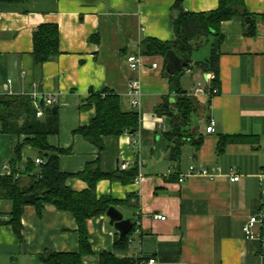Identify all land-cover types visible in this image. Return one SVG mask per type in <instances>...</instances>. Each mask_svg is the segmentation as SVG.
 I'll return each instance as SVG.
<instances>
[{
	"label": "crops",
	"instance_id": "0c3cea01",
	"mask_svg": "<svg viewBox=\"0 0 264 264\" xmlns=\"http://www.w3.org/2000/svg\"><path fill=\"white\" fill-rule=\"evenodd\" d=\"M177 4L188 13H208L218 9L219 0H0V74L12 79L14 95L58 97L51 108L57 109L59 132L47 141L67 151L60 155L63 172L76 174L96 161L108 171L124 163L129 168L144 164L138 182L104 179L96 186L98 198L113 199L125 219L140 222L129 251L118 257L143 256L154 264H264V244L247 239L243 231L264 208V0H245L248 16L221 24L219 93L196 97L200 108L191 124L202 135V145L198 151L185 145L180 161L171 162L165 139L171 119L158 112L176 97L165 75L167 61L142 55V67L133 71L127 56L141 53L146 38L175 40ZM43 24L58 26L60 54L37 69L33 34ZM154 62L159 68H152ZM187 75L185 71L181 84L188 93L206 80L202 70L190 73L189 82ZM131 79L141 84L137 108L128 95ZM105 90L120 95L124 110L139 113L140 128L107 139L110 151L100 153L75 131L96 116L95 105L88 102L91 92ZM0 94H7L5 86ZM211 119L216 133L209 134ZM221 135L240 136L242 141L228 144L219 154ZM26 138L21 136L20 142ZM15 144L9 134H0V176L10 166ZM36 159L40 150L25 144L20 173L32 162V173L39 174ZM190 166L208 169L213 176L194 175L179 182ZM236 175L239 180L232 181ZM67 186L76 192L89 188L76 177ZM11 210V202L0 199V264H42L45 252H79L78 226L70 212L51 204L38 212L34 203L26 204L19 239L5 223ZM87 229L92 254L82 264H100L101 253L113 252L118 232L107 215L88 220ZM254 230L264 237L260 226Z\"/></svg>",
	"mask_w": 264,
	"mask_h": 264
},
{
	"label": "trees",
	"instance_id": "16d2710c",
	"mask_svg": "<svg viewBox=\"0 0 264 264\" xmlns=\"http://www.w3.org/2000/svg\"><path fill=\"white\" fill-rule=\"evenodd\" d=\"M176 8L178 14L174 19L175 40L163 42L146 38L141 44L142 55L161 56L166 62V53L173 50L189 64L174 77L165 74L170 82L171 93L176 97L173 104L167 101L158 109L159 114L167 115L171 119V128L165 133L171 162L180 161L185 145L190 143L198 151L203 141L198 129L191 127L200 105L196 98L190 97L183 89L182 76L187 69L195 67L205 74L213 73L212 86L218 88L219 59L224 42V36L220 30L221 24L234 17L248 16L245 0H219L218 9L208 13H188L178 4ZM209 42L212 43L209 58L196 62L193 66V52L199 46ZM33 43L32 59L34 67L38 69L60 54L58 26L40 25L34 31ZM88 102L95 105L96 116L89 125L80 127L75 134L81 135L86 141L96 146L100 153L110 151L107 139L117 140L123 134L139 130V113L124 110L119 94L108 90L96 94L91 92ZM40 104L44 106L42 100ZM58 132L59 116L51 107L44 106V114L39 118L31 95L0 94V134H9L16 141L13 156L9 162L11 174L0 176V199L10 201L12 204L9 219L5 223L12 226L15 234L22 239V215L27 204L24 198L28 195H39L40 198L34 202L38 212L44 208L45 204H51L61 211L73 214L78 226L80 245L79 252L76 253L45 252L40 256L42 264H82L83 257L92 254L87 221L97 216L107 215L109 208L115 205V201L109 197H97V183L104 179L121 181L123 184L134 183L139 175V168L135 165L125 170L120 168L108 171L100 166L99 161H96L88 164L79 173H65L60 167V155L67 151L55 149L47 141L49 135L58 134ZM23 135L27 138L22 143L20 137ZM239 141H242L240 136L221 135L218 153H223L228 144ZM25 144L40 150V159L43 163L39 165L41 169L39 174L32 173L34 170L32 162L29 163L24 174L19 171L18 165ZM73 177L87 182L89 188L83 192L70 189L67 186V180ZM130 198L131 195L126 203L130 201ZM135 231L136 224L124 239H120L119 233H116L113 252L101 253L100 264H134V260L120 258L118 254L129 251L130 238Z\"/></svg>",
	"mask_w": 264,
	"mask_h": 264
},
{
	"label": "built area",
	"instance_id": "2783aa9c",
	"mask_svg": "<svg viewBox=\"0 0 264 264\" xmlns=\"http://www.w3.org/2000/svg\"><path fill=\"white\" fill-rule=\"evenodd\" d=\"M127 63L129 65V68L133 71L139 70L143 65V56L141 53L132 54L128 57ZM152 68L157 69L159 68V64L154 62L152 63ZM192 71L191 69H187L186 73L190 74ZM214 75L212 73L206 74V80L199 83L196 88L189 92L188 95L192 97H198V96H209L213 97L219 93L218 88H213L210 83L213 81ZM0 86L6 87V93L8 95H14L13 91V81L11 78L4 79L0 74ZM129 91L128 95L131 97V105L135 108L140 107V97H141V84L138 79H131L128 83ZM32 102L34 107L37 110V117L41 118L44 114V106L46 107H52L55 106L58 102V97L56 95H46L41 96L40 94H32L31 95ZM40 100L44 103V106L40 104ZM207 133H216V121L214 119H211L209 121V124L206 128ZM36 164L41 165L43 161L41 159H36ZM139 168V175L135 182H138L142 179L141 175V169L143 168L144 164L142 162H139L137 164ZM129 166L127 163H124L121 165V169L125 170L128 169ZM6 174H11V168L10 166L5 167ZM194 175H201V176H209L212 177L213 175L210 174L208 169L205 168H196L195 166H190L188 172L185 175H182L180 177L179 182H184L187 178L194 176ZM18 176V175H17ZM232 181H238L239 176L236 175L232 179ZM156 219L165 220L162 216H155ZM136 227L140 225V222L137 221ZM255 226H260L262 229H264V208L261 209L257 214L253 215L250 220L244 225L243 231L246 235L247 239H260L262 243L264 244V237L262 234H257L255 232L254 228ZM133 242V238H130V243ZM134 260V264H154L155 260L150 259L146 260L143 256L136 257Z\"/></svg>",
	"mask_w": 264,
	"mask_h": 264
},
{
	"label": "water",
	"instance_id": "95a60500",
	"mask_svg": "<svg viewBox=\"0 0 264 264\" xmlns=\"http://www.w3.org/2000/svg\"><path fill=\"white\" fill-rule=\"evenodd\" d=\"M247 20L250 19L248 18ZM166 61L165 73L170 77H174L177 73L182 72L189 66V64L184 62L173 50H169L166 53ZM53 111L57 112V109L54 108ZM136 132L137 131H132L130 134H135ZM39 198V195H28L24 198V202L27 204L34 203ZM107 216L110 218L111 226L119 233L120 239H124L131 229L135 227V223H133L131 219H125L124 215L114 206L109 208Z\"/></svg>",
	"mask_w": 264,
	"mask_h": 264
},
{
	"label": "rangeland",
	"instance_id": "374dc122",
	"mask_svg": "<svg viewBox=\"0 0 264 264\" xmlns=\"http://www.w3.org/2000/svg\"><path fill=\"white\" fill-rule=\"evenodd\" d=\"M210 50H211L210 44H203V45L199 46V48L193 52V60L196 62H201V61L207 59L210 55ZM194 64L195 63L193 62V66H194ZM199 70L200 69H197L195 67L191 69L192 72H199ZM189 75L190 74H188L187 77L185 78V80L188 82H189ZM187 85H189V84H187Z\"/></svg>",
	"mask_w": 264,
	"mask_h": 264
}]
</instances>
